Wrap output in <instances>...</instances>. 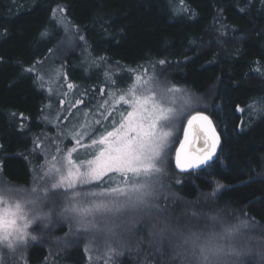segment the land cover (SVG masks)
<instances>
[{"label":"trees","instance_id":"16d2710c","mask_svg":"<svg viewBox=\"0 0 264 264\" xmlns=\"http://www.w3.org/2000/svg\"><path fill=\"white\" fill-rule=\"evenodd\" d=\"M45 63L72 85V105L126 89L138 71L199 103L220 147L203 169L178 172L172 155L180 132L169 157L173 177L164 182L173 225L211 228L206 218L184 215L193 208L230 223L246 214L257 226L237 236V247L252 248L237 264H264V0H0V185L30 188L43 143L54 148L44 122L53 102L39 79ZM131 217L119 237L70 235L68 219L36 224L20 264H173L167 248L161 256L149 245L155 222ZM109 246L122 254L109 258Z\"/></svg>","mask_w":264,"mask_h":264},{"label":"snow or ice","instance_id":"6c2138e0","mask_svg":"<svg viewBox=\"0 0 264 264\" xmlns=\"http://www.w3.org/2000/svg\"><path fill=\"white\" fill-rule=\"evenodd\" d=\"M159 63L163 65L165 61ZM180 91L161 84L155 76L147 79L135 76L126 90L109 93L113 108L116 104L130 108L120 112L119 119L113 118V112L108 110L109 101L97 105V109L104 110L100 112L104 120L112 118L111 130L100 119L94 124L86 120L79 130L65 136L72 137L74 146L66 153L57 146L60 157L46 158L33 175L30 188L0 185V252L6 249L15 256L29 240L35 241L32 227L50 221L59 204L62 218L75 222L78 232L94 237L96 234L119 237L122 230H128L124 218L130 215L148 213L161 217L151 225L149 245L161 256L167 248L173 264H237L242 256L250 254V246L236 245L237 236L257 226L246 214L244 219L230 223L218 214L193 208L184 215L195 220L206 218L211 228L186 225L189 230L183 231L173 225L166 204L171 197L162 189L166 187L164 178L178 117L185 111L195 113L187 117L183 138L175 149V165L180 171L206 164L220 142L212 121L194 107L191 98L180 112L176 110L174 94ZM254 104L249 107L254 108ZM258 110L264 112V106ZM84 115L87 117L88 113ZM51 197L59 199L49 204ZM42 207L49 208V212H41ZM179 222L177 217L176 224ZM259 240L264 241V237ZM113 254L121 255L122 250L109 246L108 257ZM258 254L264 256V250ZM20 259H24L22 254Z\"/></svg>","mask_w":264,"mask_h":264},{"label":"rangeland","instance_id":"374dc122","mask_svg":"<svg viewBox=\"0 0 264 264\" xmlns=\"http://www.w3.org/2000/svg\"><path fill=\"white\" fill-rule=\"evenodd\" d=\"M57 67L58 66H56L54 68L56 69ZM50 68H52V67H50ZM50 68L45 63L44 66L42 67V71L40 70L41 75H39L40 82H41L44 90L46 91L47 96L50 97L52 99V102H53V106L51 108H49L50 113H49L48 117L46 119H44L45 120L44 122H45L46 126L53 129V132H52L53 140H51V139L50 140H51V143L54 144V146H53L54 148L51 151V149H48L46 147L45 143H43L44 144L43 147H45V149H43L44 152L42 155V156H44V162H45L46 158L51 159L52 155H56L59 158L61 153L56 152V147L59 146L61 148L62 147L61 142L65 138L66 134L70 131L79 130V125L84 123L86 120L91 121L94 124L95 120L100 119L104 125L108 126V130H111L112 118L104 120L100 116V112H102L104 110L103 109H97L98 104L103 103L105 100L109 101L108 110L110 112H113V118H115V119H119V113L120 112H126L127 110H130L128 105H123V104H116L113 108L111 106L112 105V97L109 96V93L111 92L110 90H108L109 92L107 91V94H106V90H103L105 93L102 94V92H101V96H99L100 98L92 99L90 101V105H88L89 102L86 101L88 106H81V103L80 104H77V103L74 104L75 101L73 102V105H72L71 102L69 101V99L71 98L73 89L68 87L69 84L66 82V79L61 77L59 71L57 72V70H56V72H55V70L53 68L52 69H50ZM139 74H141V73L138 71V75ZM152 76L153 75L149 72L148 74H146L145 76H142V77L147 79L148 77H152ZM133 81L127 85L126 89L130 85L133 84ZM126 89H124V90H126ZM114 93L118 94L120 92L117 90V91H114ZM104 94H106V95H104ZM174 98H175L174 107L176 108V110L178 112H180L181 109H183L185 107V102L191 97L188 96L185 92L180 91V92L174 94ZM191 101H192L194 107L198 110L199 109L198 108L199 103H196L192 98H191ZM71 113H72V116H71L69 122H71L72 124L64 127L63 128L64 131H63V129L61 127H63V123H65L67 116H69V114H71ZM84 113H88V116L86 117L84 115ZM191 113H193V112L192 111H185L183 114H181L178 117L173 147H175V144L178 140V136H179L180 132H182L181 127L183 126L184 121L187 119V117ZM105 115H107V112H105ZM101 131H103V129H101ZM67 139L71 142V145H69L68 148H66V150H64L65 153L67 152L68 149H70L74 146V141H73L72 137L67 136ZM43 140L44 139H42L41 142H43ZM85 142L90 143V141H85ZM47 146H51V145L47 144ZM173 147L170 149L168 160H169V157L171 156V152H172ZM173 154H174V152H173ZM81 155H83L82 152H81ZM74 156H75V154H74ZM172 158H173V155H172ZM44 162H42L41 164H44ZM36 171H39V166H38V169L34 170V172H36ZM172 177H173V175L169 169V163H168L167 167H166V175L164 178V182H168L167 180H170ZM30 186H32V185L30 184ZM162 191L165 192V194H168V195L170 194L167 192V189H165V188L162 189ZM161 203L164 204L163 199L161 200ZM60 207L61 206H59L57 208L56 215H53L52 220H50V221L59 220V219H61V220L67 219V218H62L59 215ZM167 208H168V210L169 209L171 210V206H167ZM27 211L31 212L32 209H27ZM130 216H132V215H130ZM130 216H127V218ZM139 217H141L143 219V221H146L149 223L157 222L160 220L159 216H156L155 214L150 216L148 213H137L131 217V222H132V219L136 220ZM69 230H70L69 231L70 235H74L73 232H77L76 225L70 226ZM88 234L89 235H87V236H91L90 233H88ZM3 251H4V253L0 254V259L2 261L5 258H8L10 256L8 264H20V260H19V258L21 256L20 251L17 252L15 254V256L9 254L6 249Z\"/></svg>","mask_w":264,"mask_h":264},{"label":"water","instance_id":"95a60500","mask_svg":"<svg viewBox=\"0 0 264 264\" xmlns=\"http://www.w3.org/2000/svg\"><path fill=\"white\" fill-rule=\"evenodd\" d=\"M192 114H195V113H192ZM192 114H191V115H192ZM204 114L207 115L206 113H204ZM207 116H208V115H207ZM208 117H209V119L212 121V119L210 118V116H208ZM186 123H187V119H186V121L184 122V125H186ZM212 123H213V121H212ZM213 126H214V124H213ZM214 127H215V126H214ZM215 129H216V128H215ZM216 132H217V130H216ZM217 135L219 136L218 132H217ZM182 138H183V128H182V132H181L180 139H182ZM180 139H179V140H180ZM219 140H220V136H219ZM177 147H179V141H178V143H177L175 149H176ZM219 147H220V142H219V144L217 145V148H216L215 154L213 155L212 159L209 160L206 164L201 165V166H199V167H197V168H194V169H189V170H187V171H183V172L176 168V165H175V149H174V154H173V166H174V168H175L178 172H181V173H188V172H193V171L201 170V169H203L206 165H208L209 163H211V162L215 159Z\"/></svg>","mask_w":264,"mask_h":264}]
</instances>
